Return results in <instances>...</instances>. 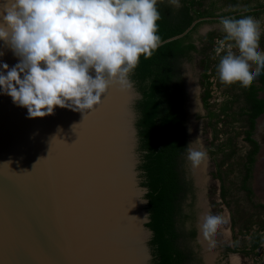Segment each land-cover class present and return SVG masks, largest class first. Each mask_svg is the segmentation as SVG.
<instances>
[{"label":"water","instance_id":"95a60500","mask_svg":"<svg viewBox=\"0 0 264 264\" xmlns=\"http://www.w3.org/2000/svg\"><path fill=\"white\" fill-rule=\"evenodd\" d=\"M19 62L0 40V71ZM129 80L86 114L56 107L44 118H29L0 87V264H153L141 94Z\"/></svg>","mask_w":264,"mask_h":264},{"label":"clouds","instance_id":"9594fccd","mask_svg":"<svg viewBox=\"0 0 264 264\" xmlns=\"http://www.w3.org/2000/svg\"><path fill=\"white\" fill-rule=\"evenodd\" d=\"M168 2L181 7L180 0ZM157 5L158 0H0V40L20 58L13 67L2 65L3 93L27 108L29 118H44L56 107L94 110L113 85L130 87L129 75L141 56L151 57L161 45ZM219 23L238 50L221 56L219 79L248 87L264 70L261 21L222 16ZM186 151L194 169L207 164L200 136ZM223 223L209 210L199 228L214 243Z\"/></svg>","mask_w":264,"mask_h":264},{"label":"rangeland","instance_id":"374dc122","mask_svg":"<svg viewBox=\"0 0 264 264\" xmlns=\"http://www.w3.org/2000/svg\"><path fill=\"white\" fill-rule=\"evenodd\" d=\"M212 1H216L217 14L233 9L226 0H204V3ZM239 1L238 8L264 4V0ZM255 18L261 21L260 47L264 49V14ZM195 42L194 58L184 60L180 67L182 84L187 88L188 112V122L180 135L190 142L200 136L209 160L194 169L187 160V152L180 159L182 176L193 180L195 185V194L188 192L181 199L177 220L182 235L180 246L192 253L185 264H199L200 255L207 264H264V110L252 120L255 105L248 99L251 85L258 97L264 99V82L260 76L248 87L229 86L220 81L217 65L221 56L229 50L237 53L238 50L233 42L225 40L218 18L200 26ZM206 70L210 75L207 109L202 101L205 89L202 74ZM225 103L230 108L221 112ZM209 111L219 114L209 119ZM209 210L224 218L214 243H209L199 228L200 218ZM193 228L197 230L196 236L191 234ZM259 234L260 243L252 250L253 238Z\"/></svg>","mask_w":264,"mask_h":264},{"label":"trees","instance_id":"16d2710c","mask_svg":"<svg viewBox=\"0 0 264 264\" xmlns=\"http://www.w3.org/2000/svg\"><path fill=\"white\" fill-rule=\"evenodd\" d=\"M226 2L233 9L217 14L216 1L206 5L204 0H180L181 7L176 8L166 0H158L161 17L157 22L158 35L162 41L183 33L195 20L203 19L184 36L159 46L151 57L141 56L138 66L129 75L141 94L135 103L141 152L139 169L142 185L148 188L146 198L149 201L150 221L147 225L153 231L150 240L153 264H185L192 257V253L181 248L179 242L182 235L177 227L180 201L193 189L191 181L182 176L180 168V159L187 147L186 139L180 135L184 124L178 98L181 63L194 58V52L197 51L195 35L207 20H220L222 16L241 18L251 15L259 18L264 14V4L238 8L239 0ZM259 76L264 82V72ZM209 77L206 70L203 75L206 107H209L210 98ZM248 99L255 105L252 113V120H255L264 110V99L258 97L253 85L250 86ZM229 108L225 103L221 112ZM218 114L217 111L210 112L211 118ZM249 140L257 145L255 140ZM191 234L196 235L195 228ZM261 237L260 234L254 236L252 250L258 247Z\"/></svg>","mask_w":264,"mask_h":264},{"label":"flooded vegetation","instance_id":"af4514ba","mask_svg":"<svg viewBox=\"0 0 264 264\" xmlns=\"http://www.w3.org/2000/svg\"><path fill=\"white\" fill-rule=\"evenodd\" d=\"M195 53V52H194ZM205 73V72H204ZM204 73L202 74V77H203V75H204ZM181 76H182V71H181ZM182 78L183 77H181V80H180V84H179V89H178V91H179V93H178V98H179V100H180V105H181V108H182V110H183V114H184V124H183V129H185V127H186V124H187V122H188V112H187V107L185 106V100H186V97H187V88H185L184 87V84H182ZM203 80H204V78H202ZM202 80V81H203ZM184 83V82H183ZM204 96H205V89H203V94H202V101H203V104H204V107L207 109V108H209V107H206V105H205V102H204ZM210 112H212V111H209V113H208V116H209V119H212L211 118V116H210ZM185 138V137H184ZM186 139V143H187V145L190 143V140L188 139V138H185ZM187 152V151H186ZM185 152V153H186ZM188 179V178H187ZM188 180H190L191 181V183H192V186H193V189H192V194L194 195L195 194V185H194V182H193V180H191V179H188ZM196 230V229H195ZM196 235H197V230H196ZM195 235V236H196ZM197 259H198V263L199 264H207V262H206V259H204V257H202L201 255L199 256V257H197ZM209 260V262L211 261V259L209 258L208 259Z\"/></svg>","mask_w":264,"mask_h":264}]
</instances>
